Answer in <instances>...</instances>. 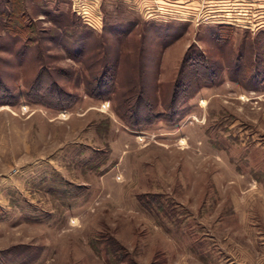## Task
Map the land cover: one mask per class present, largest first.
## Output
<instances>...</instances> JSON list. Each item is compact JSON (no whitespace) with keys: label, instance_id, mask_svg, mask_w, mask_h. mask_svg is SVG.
I'll return each mask as SVG.
<instances>
[{"label":"rangeland","instance_id":"1","mask_svg":"<svg viewBox=\"0 0 264 264\" xmlns=\"http://www.w3.org/2000/svg\"><path fill=\"white\" fill-rule=\"evenodd\" d=\"M17 13L25 37L0 14L15 97L0 101V264H264V0H19ZM193 46L217 82L176 122L132 128V85L162 111ZM115 59L113 96L91 95ZM43 67L72 105L27 99Z\"/></svg>","mask_w":264,"mask_h":264},{"label":"trees","instance_id":"2","mask_svg":"<svg viewBox=\"0 0 264 264\" xmlns=\"http://www.w3.org/2000/svg\"><path fill=\"white\" fill-rule=\"evenodd\" d=\"M5 6L0 7V14L4 18L3 28L12 34L24 36L32 29L30 22H25L20 19V14L17 13L19 7V0H3ZM10 7V8H9ZM20 10V8H19ZM23 13V12H22ZM232 27L228 25H219L216 37L228 38L232 34ZM264 30L262 31V34ZM25 37V36H24ZM33 38L26 37L24 42V50L29 47V43ZM220 41V40H218ZM242 55L237 56L241 59ZM118 60L115 59L114 63L109 68L105 66L98 79L93 81L90 94L101 99H110L116 91V75L118 73ZM241 63L238 60L230 72L241 71ZM182 77L181 82L176 83L173 90L172 98L165 104L164 109L159 111L154 99L144 95L142 86L133 84L129 90L130 93L127 99V115L124 118L127 120L132 128H145L152 126L157 121L166 123H174L181 116V104L184 103L190 96H192L200 86L211 85L217 82L221 68L219 65L211 63L205 56L202 50L193 46L188 57H184L182 62ZM48 71L43 67L37 73L33 83L25 92L27 99L33 102H40L50 107L65 108L73 104L70 93H66L56 83L51 81L49 84L44 79ZM254 76L260 77L264 80V69L257 70ZM185 75V76H184ZM0 101H4L6 96L14 97L13 93L5 87L4 82L0 79ZM52 88V90H51ZM58 90V91H57ZM15 98V97H14ZM153 203V202H152Z\"/></svg>","mask_w":264,"mask_h":264},{"label":"built area","instance_id":"3","mask_svg":"<svg viewBox=\"0 0 264 264\" xmlns=\"http://www.w3.org/2000/svg\"><path fill=\"white\" fill-rule=\"evenodd\" d=\"M227 15H230L231 13H229V11L226 12ZM85 20V19H84Z\"/></svg>","mask_w":264,"mask_h":264}]
</instances>
